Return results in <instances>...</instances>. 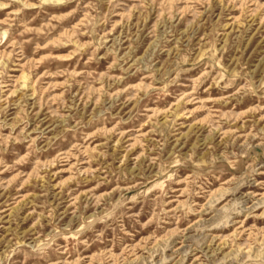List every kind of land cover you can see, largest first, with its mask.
I'll return each mask as SVG.
<instances>
[{
    "label": "rangeland",
    "instance_id": "1",
    "mask_svg": "<svg viewBox=\"0 0 264 264\" xmlns=\"http://www.w3.org/2000/svg\"><path fill=\"white\" fill-rule=\"evenodd\" d=\"M0 264H264V0H0Z\"/></svg>",
    "mask_w": 264,
    "mask_h": 264
}]
</instances>
